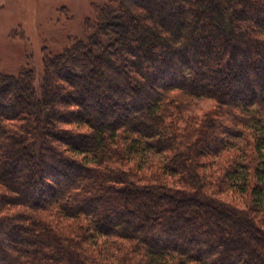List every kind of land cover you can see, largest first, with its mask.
Here are the masks:
<instances>
[{
    "label": "trees",
    "instance_id": "16d2710c",
    "mask_svg": "<svg viewBox=\"0 0 264 264\" xmlns=\"http://www.w3.org/2000/svg\"><path fill=\"white\" fill-rule=\"evenodd\" d=\"M86 33L40 92L0 72V264H264V0H102Z\"/></svg>",
    "mask_w": 264,
    "mask_h": 264
},
{
    "label": "rangeland",
    "instance_id": "374dc122",
    "mask_svg": "<svg viewBox=\"0 0 264 264\" xmlns=\"http://www.w3.org/2000/svg\"><path fill=\"white\" fill-rule=\"evenodd\" d=\"M99 2L102 0H0V72L18 75L30 67L40 92L44 58L64 51L77 38H86L87 21L93 19ZM210 105L201 101L189 109L202 114L199 108Z\"/></svg>",
    "mask_w": 264,
    "mask_h": 264
}]
</instances>
